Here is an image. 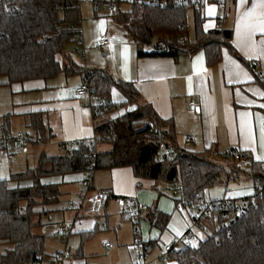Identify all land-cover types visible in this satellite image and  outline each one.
I'll list each match as a JSON object with an SVG mask.
<instances>
[{"label":"crops","instance_id":"crops-1","mask_svg":"<svg viewBox=\"0 0 264 264\" xmlns=\"http://www.w3.org/2000/svg\"><path fill=\"white\" fill-rule=\"evenodd\" d=\"M119 8L121 9V3ZM190 10L193 12V9ZM202 11L205 16V30H215V24L218 22L219 28L231 30V44L235 53L224 48L222 58L214 64L207 62L204 50L175 57L157 54L156 45L153 49L145 47V54L138 55V44L124 27L121 34L115 27L98 21L96 36L99 37L102 33L111 36L114 57L108 55V47L98 46V41L94 46L107 51L102 52L103 57L91 58V50L86 45L82 46L80 53L82 62L72 53L76 47L70 49L71 57L87 69H107L114 77L131 81L139 91L137 102L125 104L124 95L117 88H113L107 97L113 103V108L106 115H96L92 107L96 99L90 100L76 92V88L84 79L82 74L67 75L61 71L47 79L36 78L10 84L4 83L3 80L0 85L7 88L4 90L11 97V107L5 115L9 128L12 129L13 121H10L9 117L12 114L24 116L25 127L29 126L34 132L31 120L33 115L37 114L46 135L44 141H32L33 144L41 146V154H48V151H60V154H63L64 151L60 148L62 144L94 137L96 124L134 110L139 105L150 103L160 118L171 120V125L165 126L173 129L175 140L181 147L195 151L211 148L214 151L212 157H224V153L232 148L244 150L264 169V140L261 132L264 128V96L260 94L264 93V76L260 75V72L264 74V32L260 30L261 21L264 20V0H209L203 4ZM81 36L80 43L83 44L82 32ZM194 38L195 30L191 39ZM105 55L107 57H104ZM59 58L63 60L61 55ZM252 60L257 62L259 70L251 66ZM191 99L198 102V112L189 110L188 103ZM17 132L24 133L28 130ZM187 137L191 139L187 140ZM102 145L97 146L98 152L110 151L113 148L109 142H103ZM186 145H189V148ZM30 146L28 145L23 158H14L15 160L7 159L4 150L0 148V179L9 178L13 173L24 172L37 165L28 166L41 155L37 154L39 149L35 150V146ZM84 176L85 173L78 172L41 178L42 182L57 184L60 189L56 206L47 204L46 209L50 212L42 213L37 219L39 223L33 228L35 235L45 238L46 260L43 259L42 264H48L50 256L67 244L75 248L74 255L63 264H103L93 258L90 261L86 259L100 254L93 250L91 242L98 232L102 233L101 221H104L103 224L107 227L117 225L120 229L122 222L126 229H141L143 238L153 244L147 253L146 264H161L159 256L165 243H174L176 249L178 245L184 247L182 236L188 231L195 234L192 227L198 209L203 208L199 219L201 225L195 226L204 229L206 233L219 228L218 223H215L207 212L208 202L205 199L199 204L181 207L176 201L175 188L171 184L156 183L155 179L137 176L131 166L98 169L92 185L87 188L81 183ZM139 180L143 183L141 186H138ZM16 182L10 181L12 184ZM31 182L30 179L20 180L21 184ZM75 182L78 186L72 188L70 184ZM107 187L112 188L116 196L109 198L103 214L94 215L91 212L90 196L95 189ZM162 189H166L171 196L165 194ZM84 191L85 196L80 197ZM117 196H133L145 204L147 209L138 220H130L120 213L124 204H121ZM75 197L77 202L74 201ZM152 210L161 215L156 224L151 221ZM181 211H187L188 219ZM60 221L71 222L72 230L67 241L61 238L58 240V237L52 235L53 225ZM134 234L131 232L122 235V232L116 229L117 241L129 244L130 248L135 250ZM49 236L51 240L48 239ZM105 236L107 239L101 240L100 251L106 249L112 253L116 252L115 244L112 248L103 245L104 242L111 241L110 237L113 235ZM7 248L8 245L0 241V264L2 254ZM118 262L135 264L136 261L130 260L124 254L119 257Z\"/></svg>","mask_w":264,"mask_h":264},{"label":"trees","instance_id":"trees-1","mask_svg":"<svg viewBox=\"0 0 264 264\" xmlns=\"http://www.w3.org/2000/svg\"><path fill=\"white\" fill-rule=\"evenodd\" d=\"M202 7V1L187 5L175 0H166L164 5L133 2L129 10L123 11L118 6L113 14L137 42L138 55L145 54V46L159 36L157 47L162 46L163 50H156L157 54L177 57L204 50L207 62L214 64L222 58L224 48L235 53L232 32L223 28L205 30ZM190 9L194 13L193 40L188 32ZM81 22L80 0H0V77H5L4 83L47 79L64 71L67 75L87 77L98 97H108L117 88L124 95L125 104L137 102L139 91L131 81L118 79L107 69H87L66 52L68 44L81 41ZM60 55L70 64L62 62ZM147 122L159 131L154 132ZM171 123L170 119L160 118L150 103H145L96 124L98 144L112 143L110 151L94 156L90 141L81 147L66 143L69 152L60 155L43 152L35 167L0 179V241L8 245L1 264H42L45 238L34 234L33 228L39 223L34 217L50 212L46 205L59 200L60 189L41 178L78 172L86 176L93 162L96 170L131 166L137 176L155 179L156 183H169L173 176H178L179 184L174 187L176 201L184 199L190 205L201 203L210 186H228L243 178L253 180L254 193L241 201L238 198L209 201L208 214L221 226L196 246L186 244L175 250L171 258L177 259V264H264L263 167L251 157L248 167L235 161L225 166L211 158L214 154L211 148L195 151L181 147L173 129L166 128ZM2 125L9 128L6 118ZM31 125L43 140L46 132L37 114L33 115ZM164 143H170L175 153L158 161L156 155ZM233 150L249 155L244 150ZM22 179L32 182L21 184ZM38 205L42 209L37 210ZM237 206L242 209L238 211ZM160 216L152 210V223L156 224Z\"/></svg>","mask_w":264,"mask_h":264},{"label":"built area","instance_id":"built-area-1","mask_svg":"<svg viewBox=\"0 0 264 264\" xmlns=\"http://www.w3.org/2000/svg\"><path fill=\"white\" fill-rule=\"evenodd\" d=\"M93 5L96 9V11L100 10L101 8L106 9L107 11L113 13L118 9V6L120 3L125 1L133 2H139V3H149V4H161L164 5L166 0H92ZM176 2L180 4H189L191 2H197L202 1V4L209 0H175ZM216 28L220 27V23L215 24ZM98 46L100 47H108L109 52L108 55L110 57H114V49H113V40L111 36L108 33H102L99 36L98 39ZM157 52H161L163 50L162 46L157 47ZM74 53H82V49L79 47L74 48ZM251 65L255 67L256 70H259L257 66V62L255 60L251 61ZM261 77L264 76L262 72H260ZM76 92L79 95L88 97L90 100L96 99L95 103L92 104V107L94 109V112L97 115H106L108 113L109 107L113 106V103L107 99V96L104 97H98L94 91V89L90 86L88 78L85 77L80 85L76 88ZM188 107L190 111L198 112L200 107L196 100L191 99L188 103ZM147 125L149 127H152V130L154 132H158L159 129L154 127L151 122H147ZM190 137H187V140H190ZM30 141H36L41 142L42 136L37 133L36 131L32 133H14L10 128H4L2 124H0V148H2L6 154V157L9 160H13L18 154L25 152L27 144ZM85 141H90L91 143V154L97 155V145L99 142L98 136H94L89 139H79L76 141L70 142L71 144H74L78 147H81L85 144ZM60 148L65 152H69V149H67L66 143L62 144ZM175 153L174 147L170 143H164L156 155V158L158 161H163L165 159L171 158ZM224 157L229 158L233 161H235L239 166L241 167H247L250 163V156L249 155H243L240 152H237L233 149H229L224 153ZM95 163L93 162L89 170L87 171L86 176L82 179L81 183L84 188H87L92 185L93 180L96 176V168L94 167ZM172 181L169 183L176 187L178 186V176H173ZM143 183L141 180L138 181V186H141ZM85 196V191L80 194V197ZM115 197L116 194L112 188H99L95 189L90 196V205H91V212L94 215H101L104 213L105 207L107 205V202L110 197ZM120 200L121 204H124V207L122 208L123 214H125L127 217H129L132 220H138L141 215L144 208H147L145 204L140 203L135 197L133 196H117ZM179 206L187 205L188 202L184 199H182L179 203ZM199 204V203H198ZM190 205V204H189ZM238 211L242 209L241 206H237ZM202 210L198 209L196 216L193 219V224L195 225H201L200 224V217L202 216ZM218 226L221 225L218 223ZM72 230L71 222L69 221H60L53 225L52 229V235L58 238H61L64 241L68 240V237L70 235V232ZM139 232L138 230H136ZM194 238V234L190 231L186 232L182 239L184 242L188 243L191 239ZM105 247L112 248L114 246L113 242L106 241L103 243ZM152 242L143 240L140 237H137L134 240V247L136 252V262L135 264H146V256L150 248L152 247ZM177 250L175 248L174 243H165L162 247V252L159 256V261L161 264H177L178 260L171 258V254ZM74 255V249L71 245L67 244L64 248L56 251L53 255L50 256L48 264H63L65 262H68L71 260L72 256Z\"/></svg>","mask_w":264,"mask_h":264},{"label":"rangeland","instance_id":"rangeland-1","mask_svg":"<svg viewBox=\"0 0 264 264\" xmlns=\"http://www.w3.org/2000/svg\"><path fill=\"white\" fill-rule=\"evenodd\" d=\"M131 5H132V3L130 1L122 2L121 3V10L127 11L131 8ZM80 11H81V15H82V22H81L80 28H81V32L83 33L84 42H83V44H81L80 42H72V43L68 44L66 52L68 53L71 48L78 47V46H81L79 48L83 49L82 46L86 45L91 50L90 51L91 58H94V59L101 58V57H103L102 52H107V51H106V49H101V48H98L97 46H94V43H96L99 39V37L96 36V27L98 26V21H100L101 23L105 22L106 25H111V26L115 27L118 31H120L121 34L123 33L124 28L118 22V20L116 19V17L114 16L113 13L105 10L104 8H101L100 10L96 11L92 0H80ZM188 14H189L188 15V23H189L188 32H189V37L192 38L194 36V27H195L194 26V16H193L192 10H189ZM158 40H159V36H155L153 38V40L145 46L146 47L145 49L155 48V46L158 43ZM73 50H72V53H74ZM74 55L78 61H81V62L83 61V57L80 53H78V54L74 53ZM104 57H107V55H105ZM88 59H89V57H88ZM62 61L67 63V64H70V61L68 62V61L64 60V58ZM4 79H5V77H0V84H2V81ZM4 89H7V88L0 85V124H2V122L5 121V115L7 114V112H9L10 107H11V97L9 96L8 92L7 93L5 92ZM9 117H10V121H13V122H11V125H12L11 130L14 133H16V134L21 133V132H17L19 130H24V131L28 130V132H24V133H32V128H30L29 126L25 127L26 123H25L24 116L19 117V116H13L11 114V115H9ZM102 144H103V142L99 143L98 146H100ZM28 145H31L30 147L35 146V148H34L35 150L39 149V152H37V154L38 155L41 154V151H40L41 146L40 145H35V144H33L32 141H30L27 144L26 149H28ZM188 146L189 145H186V147H188ZM51 149L53 150L54 148H51ZM55 150H58V149H55ZM26 151L27 150H25V153L18 154L15 157V159L23 158L24 155L27 153ZM47 153L53 155V154H57V153L60 154L61 152L60 151H54V152L48 151ZM212 158L214 159V161L218 162L219 164L221 163L222 165H225V166H227L231 162L230 161L231 159L229 160V158L223 157L222 155H219V157L213 156ZM38 160L39 159H36V161H34V163H31L28 166L36 165L38 163ZM70 185L72 186V188H76L78 186V183L75 182V183H72ZM254 191L255 190H254L252 180L245 178V179L239 180V182H233V183L229 184L228 186L216 184V185L208 187L205 191V200H206V202H209L213 199H221L223 197H226V198H238L241 201L245 197L253 194ZM163 192L165 194L171 196V194L168 193L166 191V189L163 190ZM74 201L77 202L76 197L74 198ZM49 206L54 207V206H56V203H54V204L51 203V204H49ZM36 209L37 210L42 209V205H38L36 207ZM146 209L147 208L143 209L142 214L144 211H146ZM207 212H208V209H207ZM120 213L123 214L122 209L120 210ZM181 213L188 219L187 211H181ZM38 217L39 216H37V215L34 217L35 222H37ZM126 218L130 219L127 216H126ZM103 222L104 221L100 222V224H101L100 226L103 227L102 233L98 232L95 235L94 240L91 242L93 250H95V252H99L100 254L97 257H87L86 259L88 261H90V259L93 258V259H96V261L101 262L103 264H119V262H118L119 257L124 256V254H125L126 257L130 258V260L136 261L135 250L133 248H130L129 244H125V243H121V242L117 241L116 229L118 232H122V235H128L132 232V234H134V233L136 234V235L134 234L135 239L137 237H140L143 240H147V239L143 238L142 230L141 229L138 230L139 232L133 231V227L132 228L130 227V229L129 228L126 229L125 224L122 222H121L120 229L117 225H115V227H112L111 225L109 227H107L105 223L103 224ZM128 224H130V223H128ZM193 227H192V231L195 233L194 238L191 239L188 243L184 242L183 243L184 246L186 244L196 246L200 241L205 240L209 235H211L212 233L215 232V229H213V230H210L208 233H206V231H204V229H201L198 226L193 225ZM33 231H34V233H36L35 229ZM105 234L113 235L112 237H110L111 238L110 240H111V242H113V244H115V247L117 250L116 252L112 253L111 251H106V249L102 250L103 252L100 251L99 245H100L101 240L107 239ZM50 238H51V236H49L48 239H50ZM57 239L60 240V238H57ZM52 245H54V242H52ZM119 246H121V247H119ZM180 248H181V245H178L177 250H179ZM44 260H46V257L44 258Z\"/></svg>","mask_w":264,"mask_h":264},{"label":"snow or ice","instance_id":"snow-or-ice-1","mask_svg":"<svg viewBox=\"0 0 264 264\" xmlns=\"http://www.w3.org/2000/svg\"><path fill=\"white\" fill-rule=\"evenodd\" d=\"M243 2V0H242ZM262 32H264V20L261 21V29H260ZM239 31V29H238ZM262 96H264V93H260ZM262 107H264V105H262ZM243 115V114H242ZM262 132V140H264V128H262L261 130Z\"/></svg>","mask_w":264,"mask_h":264}]
</instances>
